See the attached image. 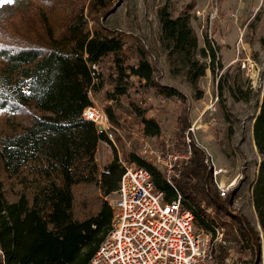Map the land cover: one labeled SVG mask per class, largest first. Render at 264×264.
Masks as SVG:
<instances>
[{
	"label": "trees",
	"instance_id": "16d2710c",
	"mask_svg": "<svg viewBox=\"0 0 264 264\" xmlns=\"http://www.w3.org/2000/svg\"><path fill=\"white\" fill-rule=\"evenodd\" d=\"M122 1L87 0L62 18L61 12L67 7L63 2L49 11L59 16H55L60 22L58 35L44 20V30L36 37L0 38V111L9 115L28 113L31 117L22 131L0 134V168L26 185L25 171H31L33 164L45 179L35 185L32 196L22 191L16 201L6 198L0 180V246L4 251L0 264H89L104 240L113 219V208L107 199L96 215L80 220L74 211L76 185L97 183L103 196L108 197L117 192L124 173L114 146V158L103 170L99 167V143L112 142L94 121L83 116L84 110L94 104L95 96L101 100L102 94L108 101L103 109L120 146L123 140L118 129L127 119L124 100L130 115L150 138L162 137L163 128L156 117L148 115L149 108L141 104L144 94L151 89L162 98L180 101L183 110L174 136L180 148L186 147L185 133L191 125L186 94L155 77V65L143 47L130 55L131 48L124 49V33L109 30L102 23L89 25L90 20L104 18L114 10L115 3ZM194 8V4L186 3L177 12L164 5L158 16L160 40L167 48V57L184 66L194 97L199 99L205 92L198 85L199 79L208 68L217 76L224 64L220 46L211 38L206 36L205 45L200 47L197 31L191 25L190 12ZM229 80L226 71L218 79L217 93L222 103L226 100L224 89L235 101L249 102L257 96L250 86L243 89L240 73ZM262 93L253 125L261 160L252 184V200L264 232V89ZM32 107L38 112H33ZM191 146L192 157L184 163L180 177L174 179L185 207L194 213L197 227L213 234L216 226L224 228L226 244L219 247L218 264H229V249L239 244L251 249L253 264H257L261 255L259 231L243 215L231 211L234 191L221 197L213 182L212 167L206 161L207 152L195 142ZM122 155L151 172L166 200L176 197L163 169L133 149L123 148Z\"/></svg>",
	"mask_w": 264,
	"mask_h": 264
},
{
	"label": "rangeland",
	"instance_id": "374dc122",
	"mask_svg": "<svg viewBox=\"0 0 264 264\" xmlns=\"http://www.w3.org/2000/svg\"><path fill=\"white\" fill-rule=\"evenodd\" d=\"M86 1L14 0V3L0 7V38L8 35H19L23 38L28 36L36 37L39 31L43 32L44 30V25H46L44 20L47 21V27L51 28L55 35H58L60 22L57 18L59 16L55 15L56 18L49 12L51 7L66 2L67 7H65V11L63 9L61 12L63 18L70 14L74 7ZM186 3L195 5V8L190 12L191 25L197 31L200 47L204 46L203 43L206 36L216 43L215 29L219 25H210L207 22V16H204L203 10L199 5L201 0H124L115 3L114 10L104 18L96 21L90 20L89 25L92 27L96 23H102L109 30L124 33L126 40L124 49L129 51L128 49L131 48L129 51L130 55H136V49L143 47L148 58L151 57L150 59L155 65V77L161 83L174 86L186 94L191 125L185 133V145L195 142L213 158L215 168L222 169V172L217 176L218 181H224L227 184L235 183L230 192L231 194L234 191L233 203L230 205V209L234 214L243 215L250 225L259 231L261 255L257 260V264H264V232L258 221L252 200V184L258 173V166L261 160L254 140L253 125L255 116L259 112V103L262 100V91L264 89V30L260 29L258 31L263 34L257 38L256 26L259 23L256 21L249 24L248 30L242 38L232 39L234 48H226L224 49V54L220 53L222 62L223 58L228 60L233 51L239 54L238 48L246 45L247 41L251 44V54L248 55L245 52H241L238 55V59L240 58L238 62L230 66L224 65V69L219 70L217 76H214L211 69L208 68L206 75L202 76L198 81L199 87L205 91L204 95L202 98L197 99L194 97L192 85L187 80L184 66L180 62L175 63L167 57V48L160 40L161 24L158 16L160 7L169 5V8L178 12ZM214 9L218 11L216 3ZM198 11H202L201 14ZM206 22L207 25L205 26ZM241 23L242 25L239 24V26L244 28L245 22L242 21ZM263 25L264 23H262V27ZM197 56L201 58L199 51H197ZM245 61L246 64L248 62L256 63V68L251 71L243 68V62ZM224 71L228 72L229 81H232L233 77L240 73L244 80L243 89L247 90L250 86L257 96L249 102L235 101L229 95L228 90L224 89L226 100L222 103L217 93V87L218 79H220ZM205 76H208V78ZM208 79L209 87L204 88L203 85L206 86ZM137 80L135 78V81ZM93 99L102 106L108 102L105 101L102 94L101 100L97 96ZM141 104L148 107V115L156 117L162 125V137L149 138V140L154 148H159L164 152L168 144L178 141L174 135L178 126L179 116L183 110V104L174 99L162 98L154 90L151 91V89L144 94ZM204 104L206 106L209 105V107L200 116L204 109ZM122 105L127 119L123 122V128L118 129L123 140V147L118 145L119 150L123 153V148L133 149L139 153L144 130L137 119L130 115V108L126 100L123 101ZM31 110L38 112L33 107ZM30 122L31 117L28 113L9 115L4 111H0V134L20 132ZM99 152H101V148ZM98 163L100 169L103 170L105 165L102 162L100 163V161ZM210 165L212 167L213 164ZM35 167L31 164V171H25L28 173V184L26 185L16 176L9 177L0 168L3 192L9 201H16L22 191H26L32 196L35 185L38 182H44L45 179L39 168ZM213 182L215 185L214 173ZM74 191L75 216L82 219L96 215L105 199L110 202L112 199L118 198L117 192L104 197L103 191L97 183L78 184L75 186ZM208 211L212 213L211 208ZM254 260L255 256L252 254L251 249L244 244L233 245L229 249L227 259L229 264H253Z\"/></svg>",
	"mask_w": 264,
	"mask_h": 264
},
{
	"label": "built area",
	"instance_id": "2783aa9c",
	"mask_svg": "<svg viewBox=\"0 0 264 264\" xmlns=\"http://www.w3.org/2000/svg\"><path fill=\"white\" fill-rule=\"evenodd\" d=\"M211 3L215 5L216 0ZM256 66L243 62V68L249 71ZM93 67L98 69L96 64ZM83 116L107 133L124 168L118 198L109 202L113 208L111 226L89 264H218L219 247L226 244L224 228L216 226L213 234L197 227L194 213L185 207L183 196L174 184V179L182 174L184 163L192 157L191 144L183 149L175 141L163 152L151 145L150 137L143 131L139 154L163 169L176 190V197L166 200L165 193L156 188L151 172L122 156L103 106L94 101ZM99 150L98 146L96 153ZM206 161L213 164L218 193L223 198L229 196L235 183L218 181L222 169L215 168L210 155ZM0 255L4 259L1 246Z\"/></svg>",
	"mask_w": 264,
	"mask_h": 264
},
{
	"label": "crops",
	"instance_id": "0c3cea01",
	"mask_svg": "<svg viewBox=\"0 0 264 264\" xmlns=\"http://www.w3.org/2000/svg\"><path fill=\"white\" fill-rule=\"evenodd\" d=\"M203 10L204 16H207V22L210 25H219L217 29H215L217 41L216 44L220 46V53L224 54V49L233 47V43L235 39L242 38L243 35L248 30L249 24L258 21V25L256 26V36L261 37L263 33H259L258 31L264 30V25L262 27V23H264V0H218L216 2L217 10L214 9V4L211 3V0H201L199 3ZM205 19V17H203ZM242 21L245 22L244 28L240 27L239 24L242 25ZM205 23V26L207 25ZM233 39V40H232ZM205 45V43H203ZM251 44L249 41L246 42V45L238 48V53L245 52L246 54H251ZM236 50V49H235ZM237 52H231V56L228 60H224L223 64L226 66H230L236 62H238ZM208 78V76H205ZM202 86V85H201ZM204 88L209 87V79L206 82V86L203 85ZM201 106V105H200ZM204 109L202 110L203 115L204 111L209 107V105H203ZM99 148H101V152L96 153L97 160L102 162L105 166L114 158V148L110 143H99ZM98 148V147H97ZM75 189V187H74ZM82 220V218H78Z\"/></svg>",
	"mask_w": 264,
	"mask_h": 264
},
{
	"label": "snow or ice",
	"instance_id": "6c2138e0",
	"mask_svg": "<svg viewBox=\"0 0 264 264\" xmlns=\"http://www.w3.org/2000/svg\"><path fill=\"white\" fill-rule=\"evenodd\" d=\"M14 3V0H0V7H3L5 4Z\"/></svg>",
	"mask_w": 264,
	"mask_h": 264
}]
</instances>
